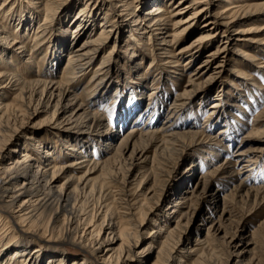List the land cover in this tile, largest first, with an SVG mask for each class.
I'll list each match as a JSON object with an SVG mask.
<instances>
[{
  "label": "bare ground",
  "instance_id": "obj_1",
  "mask_svg": "<svg viewBox=\"0 0 264 264\" xmlns=\"http://www.w3.org/2000/svg\"><path fill=\"white\" fill-rule=\"evenodd\" d=\"M245 2H256L246 12L262 17L264 0ZM218 6L215 0L0 3V197L8 199L6 211L24 223L46 224L57 240L101 253L100 264H133L145 234L152 242L162 238L163 264L190 256L194 264H242L251 245L246 264H264L263 225L243 243L246 217L264 210V180L254 177L264 162V107L237 137L246 127L247 101L257 107L264 99V26L263 37L250 36L253 31L233 28V9L227 21L228 9L211 14ZM91 8L100 11L97 25ZM104 34L116 35L112 48L126 54L112 74L105 61H95ZM145 71L153 76L144 77ZM84 77L87 82L76 86ZM9 92L14 103L5 104ZM102 106L115 107L109 114L99 111ZM195 107L205 111L181 118ZM227 186L229 194L219 200L218 188ZM208 199L213 207L189 240L200 212L191 203L201 208ZM12 241H0V264H16V257L19 264H65L54 263L55 252L40 244L28 252V243ZM179 247L184 256L175 252Z\"/></svg>",
  "mask_w": 264,
  "mask_h": 264
},
{
  "label": "rangeland",
  "instance_id": "obj_2",
  "mask_svg": "<svg viewBox=\"0 0 264 264\" xmlns=\"http://www.w3.org/2000/svg\"><path fill=\"white\" fill-rule=\"evenodd\" d=\"M4 1L5 0H0V3H4ZM76 1H78V5L81 6V4H83V2L84 1H87V0H76ZM215 1H216V3H218V5H219L218 7L219 8L212 7L211 10H210L211 11V14H212V12L213 13H216L218 11H221V10H224V9H228V12L226 13V15H224V17L226 18V21H227V20H231L232 19V18L228 19V17L230 16V13L232 11H236L237 12L236 15H238V16H234L236 18L235 24H233V28L234 29H237L239 31L240 30H242V31H249L250 30V31H253V32L248 33L250 36H256V35H260L261 34L260 37H263L262 36V34H263L262 28L264 26V14H262V17H260V18H256L255 15H259L258 13H260V11H256V10L250 9L249 12H246V10H247L246 7L248 5H250V4H256V2H251V3L250 2H245L247 0H245V1L244 0H237V1H234V0H215ZM241 1H243V2H241ZM79 2H80V4H79ZM238 8H240V9H238ZM231 9H233V10L232 11H229ZM92 10H93V13L96 14L97 11L94 8ZM35 13H37V12H35ZM38 13L40 14V12H38ZM99 13H100V11H99ZM99 13H97L94 16V22L93 23L96 24V25L98 24L99 19H100V17L97 19V17L99 16ZM111 17H112V20L113 21H116L118 19H121L120 16H116V15H113ZM240 17H243L242 18V21L236 23V21H238L240 19ZM203 21H205V19L200 20L199 23H197L198 24L197 27H201ZM106 30H108V28ZM195 34L196 33L188 34L183 40H181V45L187 44L195 36ZM114 36H116V35H105L104 34V36L101 39L102 40L101 45H100L101 46V50H100L99 54L97 55L98 57L95 60L96 61V64H98L100 62V60L105 61V67L111 68V74L117 68H119L122 58H124V56H126V54L122 53V50L121 49L115 48V50H114L112 48V47H114L113 46V39H112V38H114ZM109 37H111V38L109 39ZM26 38L29 39V42H30L31 39L33 38V35H31V34L29 36L27 35ZM80 41H82L81 36L78 37V41L76 43H74L71 46V48L74 47V46H76L78 43H80ZM219 44H222V41H220ZM140 47L141 48H144L143 44L140 45ZM211 48H214V45ZM131 50H132V48L131 49H128V52H130ZM128 52H125V53H128ZM197 62H198V60H196L193 63V66ZM229 62H231V61H229ZM63 63H64V58L61 60L60 67H59L60 70L64 66ZM226 65L229 67V63L226 64ZM41 69H42L43 72H45V70H44L43 67ZM24 70H25L24 68H21V71L20 72H23ZM153 72L151 73V71H145V72H142V75L144 77H148L149 78V77H152L153 76ZM30 73L31 72H28V75L27 76H29ZM227 75H225L224 78ZM41 77L47 78V76H41ZM218 81L220 83L221 78H219ZM85 82H87V77L82 78L81 82H79V83L76 82L75 84H76V86L80 87V86H83L82 84L83 83L85 84ZM164 85L166 87H168V82H165ZM177 90H178L177 88L175 90H173L172 91V94L173 93H176ZM9 93L10 94L6 93L5 94V97L3 98V100H4L3 103H5V104H12V103H14V101H13L14 94H12L11 92H9ZM79 93H81V92L79 91ZM127 101H128V99H127ZM247 103L249 104V106L251 105V108L247 109V112H246L245 117H244V118L247 117L244 120L245 123H246V127H244L239 132V134L237 135V137L239 136V138L242 137V136H244V134H246L247 131H248L247 129L251 126V123L248 122L249 118L252 117V116H256L263 109V107H264V99L261 102L259 101V104H258L257 107H254V104H253L254 101H253V99L248 100ZM114 107L115 106H113V107L112 106H109V107L102 106L99 111L101 112V110H107V111H109V114H110V112L112 114L113 113L112 108H114ZM195 110H196V112H195ZM202 111H205V109L202 110L201 107H199V108L198 107H195V108H193L192 111H188V112H185L183 114L181 113V118L182 119H187L188 118V114H193L196 117V115L197 114H200ZM109 114H108V118H110L109 117ZM42 117L43 116L39 115L35 119V121L33 122L32 126L38 120H40V118H42ZM201 117L202 116H200L199 121H197V123H202V120H203L204 117L203 118H201ZM237 118H240V116H237ZM238 120H240V119H238ZM114 123H115V119L114 120L111 119V121H109V127L111 129L114 127V125H115ZM232 123H235V121H232L231 122V126H232ZM228 125H229V123H228ZM34 127H36V126H34ZM42 133H43L42 134L43 136L46 135L45 132H42ZM238 140H236V141H238ZM248 145L249 144H246L245 147H249ZM11 150L17 151V153L20 151L19 148H17L16 145H13L12 148H11ZM91 155H92V153H91ZM221 158H224V156H222ZM149 163L150 162H148V164ZM261 166L262 167L259 170L260 172L259 171L255 172L254 173V177L255 178H261V179L263 178V180H264V162H263V165H261ZM184 168H186V165L185 164L182 165L179 168V172L182 171V170H184ZM176 176H178V175H176ZM68 178H69V174L67 173V174L63 175L60 178V182L66 181V179H68ZM171 179H173L170 182V186L172 187V185H174V183H175L174 181L177 179V177L176 178L173 177ZM229 191H230V186H227V187L222 188V189L219 187L218 188V197H219V200L221 199V197L223 198V196L229 194ZM171 198H172V195L170 193L169 196L167 197V200L161 205L162 206L161 208H162L163 211H165L166 207L169 206V203H170ZM7 200L8 199H6V198H1L0 197V217L2 219V221L0 222V225H1V223L2 224H4V223L7 224L6 226H4L2 228L0 227V241H4L5 239H10V240H13L12 241V243H13L15 240L16 241L21 240L23 242L28 243L27 244V249H29V250H27L28 252H30L31 250H33V247L36 246V244L37 245L40 244V248H42L44 251H48L49 254H52V253L55 252V256H56L57 260L54 261V263H57L61 259H63V260L66 259L65 260V264H72L73 262H75L74 264H79L80 262H82L83 259L84 260L87 259V261L90 264H100V262H101V253L95 252V254H91V253H88V251L85 252L84 250H82L78 244L65 243L64 241L57 240L58 239L57 238L58 235L56 233H54V232L47 231L48 229L46 228L47 227L46 224H42V225H40L38 227V225H34V223H24V222H22L20 220H16L12 216L11 211H8L7 212L6 209H5V202ZM212 203L213 202L208 199V203H205L200 208V207L197 206V202L192 201L191 204H193V208L197 207L196 209H199L200 212H199V215L194 219V223H192L193 224V227L191 228L190 233H188L189 240L190 239L191 240L194 239V236H195V228H197L198 225H200L202 223V220L206 216L207 211L209 209L211 210V208L213 207V204ZM219 206H220V202H219ZM118 214L121 215L122 214V211H119ZM246 219H247V222H246V224H244V227L246 228V230L243 231V235H244L243 243H248L249 238H250V235L252 234V232L254 230H256V228L257 229L259 228V225H261V226L263 225V229H264V210L262 212L261 211L255 212V213L253 212L252 214H250L249 216H247ZM121 224L123 226L125 225L124 222L121 223ZM28 228L35 229L36 230V233L35 234L38 237H36V235L28 232ZM3 230H5V231L2 232ZM262 235H264V233H262ZM50 236H52V237H50ZM197 238H199L200 240H202L204 238V231L201 232L200 234H198L197 235ZM161 241H162V238L161 239H158V241H156V242H152L150 240V237H148L145 234V236L142 237V239L140 240L139 248H138V251L139 252L142 251V252H141L140 255L138 254L136 256V258H135L136 261L133 264H163L162 263V260L165 257V252L162 249H165V248L164 247L163 248L160 247L161 246V243H160ZM33 242H35V243H33ZM149 242L151 244L150 247H148ZM15 244H11L10 249H9L10 252L13 251ZM117 245H118V243H117ZM117 245H116V247H117ZM116 247H115V250L118 249V247L117 248ZM210 247H211V245L209 246V248ZM248 247H249L248 249H250V250L248 251V254H245V256L243 257V259H242L243 260V263L242 264H246L247 263V260L250 257V253L252 252V250H251L252 245L251 246H248ZM0 249H2L1 246H0ZM160 249H161V253L158 252ZM166 252H167V250H166ZM175 252L177 253V255H180V254L182 256L185 255V249L182 251V247H179L178 249H176ZM207 252H209V251H206L204 253V255H206ZM6 253L4 254V256L6 255ZM48 253H47V256H45V257H48ZM199 253H200V251H199ZM210 253H212V252H210ZM18 255H20V253ZM62 255H63V257H62ZM208 255H209V253L207 254V256ZM209 257L210 256H208V259H210ZM20 259L21 258H19V257H16L15 258L16 264H19L20 263ZM194 261H195L194 256H190V257H188L186 259H183V261H182L181 264H194ZM41 264H45V262L44 261H41ZM210 264H215V261H212V263H210Z\"/></svg>",
  "mask_w": 264,
  "mask_h": 264
}]
</instances>
